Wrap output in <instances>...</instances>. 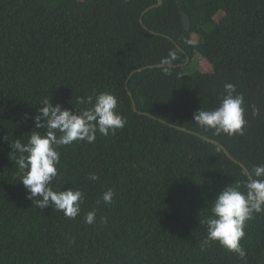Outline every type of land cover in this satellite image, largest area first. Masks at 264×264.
<instances>
[{
	"label": "trees",
	"instance_id": "16d2710c",
	"mask_svg": "<svg viewBox=\"0 0 264 264\" xmlns=\"http://www.w3.org/2000/svg\"><path fill=\"white\" fill-rule=\"evenodd\" d=\"M163 1L143 16L158 0H0V264H245L218 243L201 251L200 242L210 202L233 183L244 191L248 174L219 146L177 127L219 142L250 173L264 165V121L256 118L264 112V0ZM170 51L171 75L163 67L131 77ZM198 55L212 72L186 71L187 56ZM226 83L244 96L242 135L216 136L193 122L219 106ZM105 91L118 98L125 127L57 149L53 189L83 191L80 215L35 206L11 143L44 131L34 117L45 97L75 112L89 107L78 97ZM107 189L114 203L98 205ZM245 232L247 264H264V213Z\"/></svg>",
	"mask_w": 264,
	"mask_h": 264
},
{
	"label": "clouds",
	"instance_id": "9594fccd",
	"mask_svg": "<svg viewBox=\"0 0 264 264\" xmlns=\"http://www.w3.org/2000/svg\"><path fill=\"white\" fill-rule=\"evenodd\" d=\"M177 60V53L170 51L160 61L164 73L171 75V69ZM220 104L213 110H199L193 115V122L204 131H213L229 137L243 134L246 126L244 96L237 93L236 86L226 83ZM77 103L89 105L82 110H66L60 104L53 105L52 100L44 98L40 101L38 115L34 117L36 129L28 135L27 143L16 139L11 143L10 156L16 162L17 175L26 190V199L34 205L45 209L51 206L61 211L66 218L75 219L81 213V205L85 194L79 189L56 191L53 181L58 176L60 152L63 146L74 142L92 144L97 133L108 136L123 129L127 120L118 111V98L105 91L95 96L78 97ZM59 134V135H58ZM90 181H99L95 172L88 174ZM241 190L239 182L226 186L215 195L210 202L209 215L203 221L206 226V237L200 242L201 251H206L212 243H218L228 252L237 254L247 264V253L241 245L245 239L247 222L256 214L264 213V165H257L251 170ZM114 190L107 189L102 193L97 204L114 203ZM96 212H88L84 222L94 224ZM107 223L106 217H101Z\"/></svg>",
	"mask_w": 264,
	"mask_h": 264
},
{
	"label": "water",
	"instance_id": "95a60500",
	"mask_svg": "<svg viewBox=\"0 0 264 264\" xmlns=\"http://www.w3.org/2000/svg\"><path fill=\"white\" fill-rule=\"evenodd\" d=\"M163 5H164V1H163V0H158V4H157V5H154V6H152V7H150L149 9H147V10L143 13V16H144L146 13L150 12L151 10H153V9H155V8L162 7ZM182 21H183V25H184V28H185L186 32H190V31H191V27H192V22H191L190 17H189L187 14L183 13ZM169 39H170V40H173V39H171V38H169ZM176 45H177V44H176ZM178 47H179V46H178ZM179 48H180V47H179ZM180 49H181V48H180ZM182 51L185 53L184 50H182ZM190 60H191V58H190L189 56H187V61H186V63H185L184 66L188 65V63L190 62ZM163 67H164V66H162V65L143 67V68L139 69L138 71L133 72V73L131 74V77H132L135 73H137V72H143V71H145V70L155 69V68H163ZM129 80H130V78L128 79V81H127V83H126L127 85H128V83H129ZM129 94H130V96L132 97L131 92H129ZM132 100H133V108H134V111H135V112H138V109H137V106H136V103H135L133 97H132ZM145 115L148 116V117H150V118L157 119V120H159V121H161V122H164V121H162L161 119L152 116L151 114H145ZM256 118L259 119V120H261V121H264V112L258 114V115L256 116ZM164 123H165V124H169V123H167V122H164ZM177 128L180 129V130H182V131H185V132H187V133H189V134H194V135H196V136L202 138L204 141H206V142H208V143H211V144H214V145H216V146H219V147L225 152V154L229 157V159H231V160H232L233 162H235L236 164L240 165V166H241V167L247 172L248 176L251 174L250 171L247 169V167H246L244 164L238 162V161H237V160H236V159H235V158H234V157H233V156L227 151V149H226L224 146H222L219 142H217V141H215V140H212V139H209V138H207V137H205V136H202L201 134H198V133H195V132H192V131L186 130V129H184V128H179V127H177Z\"/></svg>",
	"mask_w": 264,
	"mask_h": 264
},
{
	"label": "rangeland",
	"instance_id": "374dc122",
	"mask_svg": "<svg viewBox=\"0 0 264 264\" xmlns=\"http://www.w3.org/2000/svg\"><path fill=\"white\" fill-rule=\"evenodd\" d=\"M222 15V14H221ZM192 39L194 42L201 43L204 39L198 35H193ZM185 69L188 73H193L196 71H201L203 73H209L213 71L212 65L203 57L196 56L194 60H190L188 65L185 66Z\"/></svg>",
	"mask_w": 264,
	"mask_h": 264
}]
</instances>
